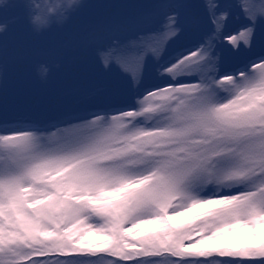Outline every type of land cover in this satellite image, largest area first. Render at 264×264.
<instances>
[{"label":"snow or ice","instance_id":"obj_1","mask_svg":"<svg viewBox=\"0 0 264 264\" xmlns=\"http://www.w3.org/2000/svg\"><path fill=\"white\" fill-rule=\"evenodd\" d=\"M0 264H264V0H0Z\"/></svg>","mask_w":264,"mask_h":264},{"label":"rangeland","instance_id":"obj_2","mask_svg":"<svg viewBox=\"0 0 264 264\" xmlns=\"http://www.w3.org/2000/svg\"><path fill=\"white\" fill-rule=\"evenodd\" d=\"M37 2L55 5L60 3L66 4L68 0H37ZM81 2H89V0H81ZM91 2H112V0H91ZM249 3L257 9L261 7V0H249ZM52 76L53 79L47 85H45L40 81V79H38L36 74H33L30 71L22 86L44 95L50 88L55 87L58 81L61 79L62 69L54 68L52 70ZM12 87L15 88L16 85L13 84Z\"/></svg>","mask_w":264,"mask_h":264}]
</instances>
